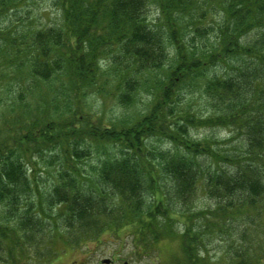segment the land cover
<instances>
[{
	"label": "trees",
	"instance_id": "trees-1",
	"mask_svg": "<svg viewBox=\"0 0 264 264\" xmlns=\"http://www.w3.org/2000/svg\"><path fill=\"white\" fill-rule=\"evenodd\" d=\"M40 2L58 20L19 34L0 27L15 48L0 54L15 82L0 103L2 264H48L59 244L75 249L125 229L143 252L175 233L174 221L186 254L226 234L227 264H264V0H151L153 24L149 0H0V16L21 5L27 16ZM169 48L176 66L142 113L110 126L90 120L88 94L111 82L118 102L132 104ZM198 52L225 67L204 82L203 118L181 95L201 85ZM193 125L227 128L237 145L210 150L189 138ZM34 158L53 170L44 190ZM199 193L212 203L195 209Z\"/></svg>",
	"mask_w": 264,
	"mask_h": 264
},
{
	"label": "rangeland",
	"instance_id": "rangeland-1",
	"mask_svg": "<svg viewBox=\"0 0 264 264\" xmlns=\"http://www.w3.org/2000/svg\"><path fill=\"white\" fill-rule=\"evenodd\" d=\"M149 2L148 8L145 11V16L147 21L152 20L151 24H153L158 13L155 7L156 5L153 4L151 0H149ZM30 3L27 2V5H30ZM39 10H43L41 14H38ZM26 12V5H21L16 11L8 13L7 16H0V27H13V29H15L14 33L19 34L23 25H29V27L33 25H51L53 21H56L59 18L57 9L51 7L48 2L38 3V6H35L33 12H30L27 16ZM24 17H28V19L25 20ZM26 22L27 24H25ZM10 37L11 35H3L0 37L2 43L0 44V48L5 51H0V54H5L6 58L8 56L10 57V54L13 53L11 48L15 49L14 47H11V42L9 47L8 39H10ZM2 40H4V44ZM196 43L197 46L200 47V43L197 41ZM206 45H208L207 42ZM187 50L188 49L185 48V51ZM201 54V52L197 53L200 63L198 65L200 69V78L198 81L201 85L192 88V92L186 89L188 86H184L181 95L182 97H185V99H191L190 106L193 111L196 112L195 116L203 118L208 115V108L205 105L204 95L202 94L204 82L208 77L223 73L225 67L220 65L218 61L213 64H207V61ZM173 57L174 51L170 48L167 49L163 66L155 71L151 70L150 73H145L147 74L144 77L145 85L143 88L139 89L138 93L135 95V101L132 104L123 105L118 102V99L115 98V94L112 95L111 89H113V84L111 82L105 87V90L109 91L108 93H104L103 95L97 93L94 94V92L88 94L83 99V103L85 105V111L90 114V120L94 123L99 122L104 126H110L111 123L116 124L123 120H134L147 108L149 103H152V99L154 98V95H152V93H154L152 91L153 87L158 80H165V78H163V73L166 72L167 66L169 65L171 68H175L176 63H174ZM0 60H2L1 57ZM227 69L228 68H226V70ZM197 71L198 70L195 72L197 73ZM107 80L110 81V79ZM14 83L15 82L12 81L10 64H5L3 67H0V103L5 98H8L6 93H4V89L8 87V85H12L13 88ZM64 109L65 108H63V110ZM1 117L2 116L0 115V121H2ZM195 126L196 125L187 127L189 138L196 142L205 140L212 147L210 150L217 148L220 150V147L224 149L225 147H233L237 145V140L230 141V133L227 128L222 126ZM160 139H163V137H160ZM155 143L161 147H166L164 142H159V140L155 141ZM179 143H181V141H179ZM42 155L47 156L44 152ZM202 159V157H198V160L201 162ZM46 164L47 162L42 163L39 161V158H34L30 164L31 166L33 165L34 169L39 171V175L42 177V181L38 184L39 188L42 190L49 187V183L53 179V170L51 167H47ZM46 170L51 173L47 174L48 177H46L44 173L42 174V171L44 172ZM194 202L195 209L207 207L212 203L211 200L204 197L201 193L198 194ZM177 218L178 214H176L174 219L177 220ZM174 228L175 233H164L155 243L148 245L143 252L140 248L138 249V252L135 251L132 237L127 229L119 231L118 236L113 235L112 232H105L98 238V240L88 242L85 246H80L75 249L59 244V247H63V249L59 252V255L48 264H103L102 260L104 259H109L111 261L110 264H123L124 262H127L128 264H227V261L230 258L228 255V251H230V241L227 242L228 237H226V234L222 236L217 235L211 241H206L205 248H202L200 245L194 247L192 252L190 251L186 254L179 245V238L183 234V225L181 222L177 223L174 221ZM238 229L239 228L235 230L232 228L230 232H237ZM233 245H235V243ZM0 256L3 257V259L6 258V254L4 253ZM189 258H194V262ZM33 259L34 258H30L29 262L31 260L33 261ZM23 260L25 261L26 258ZM38 262L39 264H44L42 260ZM0 264H2V261H0Z\"/></svg>",
	"mask_w": 264,
	"mask_h": 264
},
{
	"label": "water",
	"instance_id": "water-1",
	"mask_svg": "<svg viewBox=\"0 0 264 264\" xmlns=\"http://www.w3.org/2000/svg\"><path fill=\"white\" fill-rule=\"evenodd\" d=\"M102 263L103 264H109L110 263V260L109 259H104L102 260ZM123 264H128L127 262H124Z\"/></svg>",
	"mask_w": 264,
	"mask_h": 264
}]
</instances>
